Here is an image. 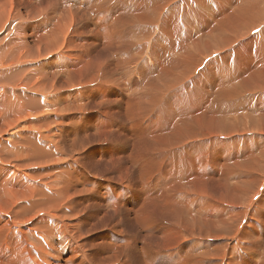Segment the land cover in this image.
Instances as JSON below:
<instances>
[{
    "label": "bare ground",
    "instance_id": "obj_1",
    "mask_svg": "<svg viewBox=\"0 0 264 264\" xmlns=\"http://www.w3.org/2000/svg\"><path fill=\"white\" fill-rule=\"evenodd\" d=\"M3 1H5V0H0V35L2 34L1 44H0V119H1L0 131L3 133L4 136L0 138V180L2 179V175L4 176V174L8 175L9 173L10 174L15 173V175L13 174L14 176L19 175L15 170L13 172L12 168L9 166L10 164H8L9 160H14L13 157L15 158V160H14V163H12V165L16 164L15 161L18 160V158L23 159V160L18 161V162L20 163V166H22V167L27 166L28 169L30 168L28 171L26 170V173H24V174H26V177L32 176L33 178H37V179H35L34 182H32L29 180L30 178L32 179V177H29V178H27L28 184L26 182L24 184V181L26 178H23L24 181L22 180L23 181L22 184L24 185V189L27 190L28 195H27V199L26 198L23 199L25 201L23 202L22 207H21V205L20 206H18V205L14 206L13 204H15L17 201L14 200V201H16L15 203H10V199H9L8 204H5L4 206H0V228L7 227V228H3V230L7 231L8 227H13V228L20 227L22 233H23L22 229L26 230V232H24V233H26V235L24 234L25 238L27 239V241L31 245H34V247L35 246L38 247V250H39L38 253L33 252V254L37 253V255L35 254L37 257L35 256L36 261L32 262V263H31L32 258L30 259V256H31L30 254H32L30 252H32L31 251L32 248L27 247V249H24L25 252L23 250L24 256H25L26 250L30 251V252L27 251V253H29V255H30L29 256L27 254L28 255L27 257H29V259H30L29 263H31V264H33V263L34 264H45V262H43V261H45V259H50L49 261L54 260V259H52V255L47 253V251H46V253H44L42 251L43 250L42 249L43 243L41 242V236H39V235L40 234H42L44 236L46 235L45 238L46 237L49 238L50 236L52 237V235L54 234L55 227H57L58 232H61V231L64 232V229L67 226V224L65 223L67 221L64 222L62 219V216H61V214H65V213H63L62 211H59V209L56 207H53L52 209L49 208V205L51 204L53 198H54V200H56L57 191L61 190V187L59 186L60 179L62 178L60 173L64 172V169H65L64 167H60V166H49L48 165V162L56 161L57 156L59 159H62V155L60 154L59 146L56 145L54 147H51V145H50V142H51L50 138H51V136H54V135H51V133H50L52 131L50 128L54 125L53 124L54 122L51 120L50 115L53 112L52 110L58 111L61 109V111L63 112V110H62L63 107H61V105L63 104L65 106V104H68L71 102V100H70V102L69 101H65L64 103L61 102L62 104L60 105L59 104L60 102H56L57 96H59V98H60L61 96H65V92H66V94H71L72 92H74V94H72V97H70V98L74 99L76 97V93H78L76 91V88H78L80 84H84V83L86 84V82L87 83L88 82H93V83L98 82L97 85L99 87H101L102 85L99 83V81H101L102 78H104V77H106L105 80H103L104 83L105 82L109 83V81H110L109 85H112V86H113V84L116 83V81L120 82L121 81L120 78L117 79V77H115V75H111L109 72H106L103 70H102V75H101V72L99 70H97L96 76L92 75V73H90V74L83 73V72H87L92 67V65L95 66L96 64H103L107 58L112 59V58H110L111 56L115 59L113 61V65L115 66L114 68L116 70H118V69L121 70V72H123L125 77L131 76L132 79L135 78L133 83L129 80L131 82V84H135L136 82H138V80H141V78L144 76V74L150 77V79L148 80V83H145L146 85H144V88H142L140 91V92L146 93V94L143 93L144 96L142 95L143 101H144L145 97H148L151 94H153V96L152 95L151 96H152V98H154L155 95L162 94V93H164V91H166L165 94L173 97L174 101L179 100L177 102L178 104L181 103L180 107L178 105L179 110L182 109V106H184L188 103L185 99L183 101L181 99H179V97L183 93V90L186 89L188 92L197 93V96H200L199 98H201L202 102L205 98L206 99L209 98L206 96V93H208L210 91L212 92V90H213L211 96H213V94L221 95L224 97V99H227V101L230 102V104L232 103L231 106L229 107L230 109L235 107L236 110H233V112H232V115L235 117L232 118V120L236 121V120H238L239 113L242 112V110L239 109V107H238V105H241V104H239L240 100L238 101L239 102L238 103L236 101V98H238L239 94L242 93V90L247 89L250 92V91L255 90V89H258V90L261 89L262 94H260V95H262V96H260V97L255 96L256 98L253 101V104L255 105V107H257V109H256L257 111L252 110L250 113H248V112L243 113L240 116L242 119L241 122H243V123H241V125H243L242 128L241 129H232L234 127L233 126L231 128V130L229 131V133L236 131L237 133H241L242 135H243V132L250 131V132H253L254 135L252 136V134H248L247 136H245L249 140L250 139L253 140V141L252 140L248 141L246 139L248 142H252V145H251V143H248L247 141H245L242 148H244L246 145L248 146V148L246 146V149L242 150V154H239L240 152L235 153V155H234L235 157H234L231 165H227L228 163L223 165L221 163V165H223V169L221 170V174L222 173H224V175L226 174V177L224 180L220 179L221 181L220 182L218 181L220 184V188L222 186L226 188V186L228 184L237 183V178H236L237 176H235L234 172L238 170L239 165L246 166L242 163L248 161L247 160L249 158L248 156H250V158L253 157V159L256 158L253 163H255L257 166H258V163L262 161L261 159L264 158V55L262 53V48L264 47V41L259 42L257 40V36H259L260 32L264 35V0H88L87 3L85 4V6H83L81 3H80L81 5L80 4L77 5L78 1H80V0L76 1L77 3L75 2V0H70V1L68 0L69 1L68 5H65V0H59L61 3L63 2L62 3L63 5L57 4V1H55V0H47L46 5L44 4L45 6L41 7L42 5H40V8L36 9V11H37L36 17L31 16V15L25 16V14L23 16H21V14L18 13L17 11L15 12V13H17L15 15H11V13H5L2 9V7H3L2 3H4ZM17 1H19V0H17ZM25 3H27V1ZM19 4L21 5V3H19ZM27 4H29V2ZM55 4L58 6L55 9H53ZM29 6H32V5L29 4ZM17 7H16V10H17ZM24 7H26V5ZM82 7L83 8L86 7L85 8L86 11H88V12L91 11L92 14L94 13L93 16H94L95 24L98 25V27L100 28V30H99V28L96 26L98 28V31L96 34H94L93 38L90 37L91 35L90 36L86 35L85 30L82 31V29H84V28H78V26L72 27V24L75 23L74 21L78 20L75 17H77V15H79V14L80 15L83 14L81 12V10L78 11V9H81ZM9 8H10V6H9ZM27 10H28V8H27ZM8 11H10V10L8 9ZM13 12L14 11L12 9V14H13ZM83 16H84L83 18L86 21H88L86 19L87 15L83 14ZM17 19L19 21L16 22ZM78 22H80V21L76 22L77 25L79 24ZM90 22L93 23L92 21H90ZM85 24L87 25V23H85ZM26 27L30 28V32H26V30H27ZM88 28H89V25H88ZM91 28L92 27H90V29ZM90 39H91V42L88 43V41ZM101 41H104L103 44L101 43ZM253 45H254V50L256 51V59L253 58L252 53H251V50L253 49V47H252ZM99 50H101V51H99ZM91 51H93L94 55H92V53L90 54ZM103 51L106 54L103 56H99V54ZM86 57H88V58L93 57V58L90 61H86L85 60ZM19 64H21V65H19ZM100 67H101V65H100ZM200 68H204L202 70V75H204V77H203L204 79L208 78L209 84L204 85V88H202V89H200L201 87L199 88V87L193 85L196 88L194 90V89H192L194 87L190 85L191 83H190V81H188V79L192 75L197 73ZM109 69H113V68L110 67ZM93 73H94V71H93ZM115 73H113V74H115ZM101 76H103V77H101ZM147 76H145V77L147 78ZM95 77H97V78H95ZM198 77L201 79L202 76L199 75ZM125 82H126V80H125ZM195 82H196V78H194L193 83H195ZM126 84H129V82H127ZM138 84H139V82H138ZM109 85H105L102 87L105 88ZM197 88H199V90ZM91 89H93V88H91ZM94 89H95V87H94ZM125 89H126V87H125ZM138 92L139 91H137V89H136L135 91L132 92V94L138 93ZM211 92H210V94H211ZM79 93H80V91H79ZM193 93H187V94L189 95V97H192L191 94H193ZM187 94H186V96H187ZM100 95L102 96V94H100ZM145 95H148V96H145ZM163 95H161V98H163L162 97ZM183 95H185V93ZM97 96H99V95L97 94ZM101 96H100V98H102ZM208 96H210V95H208ZM67 97H68V95H67ZM137 97H139V94L137 95ZM149 97H148V100H146L147 103H149L148 102ZM158 97H160V96L155 97V98H157L156 100H158ZM202 97H204V98H202ZM139 98H138V100H140ZM177 98H178V100H177ZM134 100H135V98H134ZM138 100H137V102H138ZM159 100H162V99H159ZM164 100H166V99H164ZM190 100H191V98H190ZM194 100L196 101L197 99H194ZM248 100H249V98H248ZM143 101L141 100V103H143V105H145ZM205 101H208V100H205ZM205 101L203 103H205ZM155 102L156 101H154V103ZM241 102H244V98H243V101H241ZM83 103L81 102L78 106L73 108V109L78 108L74 111L77 113H80L82 110L81 107L85 106V105H83ZM152 103H153V100L150 102V105ZM247 103H248V101H247ZM86 104H88V103H86ZM126 105H127V103H126ZM133 105H135L136 108L135 107L134 108L136 110L138 108L137 112L141 111V110H139V107H137L138 103H136V100L134 101ZM148 105L149 104H147L146 106H148ZM189 105L190 104H188L187 107L186 106L185 107L190 108L191 106H189ZM207 105H205V106H207ZM189 108H188V110H189ZM195 108L193 107V109H195ZM221 108L222 107H220V109ZM240 108H241V106H240ZM65 109H66V107H65ZM70 109H72V108H70ZM86 109H87V107H86ZM147 110H149V109H147ZM175 110L176 109H174V111ZM188 110H187V112H188ZM190 110H189V112H190ZM83 111H84V109H83ZM124 111H125V109H124ZM191 111H193V110H191ZM204 111H206L205 108H204ZM181 112H182V115L185 116L183 114L184 111H180V114H181ZM220 112H222V110H220ZM223 112H225V111H223ZM253 112L255 114H252ZM55 113L58 114V112H55ZM64 113L65 112H63V114ZM141 113H143V112H141ZM130 114H131V112H130ZM196 114H195V116L198 115V114L197 115ZM221 114H223V113H221ZM107 115H108V113H107ZM215 115L218 116L217 113ZM224 115H225V113H224ZM64 116H66V115H64ZM132 116H133V114H132ZM144 116H146V115H144ZM186 116H188V115L186 114ZM195 116H194V118H195ZM243 116H245V117H243ZM136 117L138 118L137 115H136ZM66 118H68V117H66ZM80 118H81V116H80ZM197 118H199V116ZM111 119H113V118H111ZM133 119H132V121H133ZM198 120H200V119H198ZM198 120H197V122H198ZM72 121H74V120H72ZM50 122H53L52 126H50V124H51ZM56 122L58 123L59 121H56ZM128 122H130V121H128ZM171 122H172V120H171ZM192 123H193V119L184 121V124H186L188 126H190ZM210 124H212V123H210ZM244 124L246 125L247 128L245 127ZM58 125L60 126V123ZM77 125H79V123ZM59 126H58V128H59ZM81 126H82V124H81ZM56 127H54V128H56ZM61 127H63V126L61 125ZM135 127H136V125H135ZM174 128H176V127H174ZM96 129H98V128H96ZM120 129H121V126H120ZM122 129H123V127H122ZM177 129H178V127H177ZM199 129H200V131H203L202 133L199 132V135H198L199 139H202L204 137L217 135V134L213 133V131H211L208 126H205L204 129L203 128H199ZM59 130H60V128H59ZM83 130H84V127H83ZM187 130H189V129H187ZM223 130H225V129H223ZM226 130H227V128H226ZM80 131H81V129H80ZM174 131H176L180 135L179 140L191 141L192 138L195 139V137H196V135H192V133H189L188 131L182 132L179 129L178 130L175 129ZM129 132H130V129H129ZM158 132L160 133V131H158ZM52 133H54V132H52ZM156 133L157 132H155V134ZM172 133H173V135H175V133L173 131H172ZM144 134H142V136ZM126 135H128V134H126ZM157 135H156V137L154 136L155 141L162 134L158 135V137H157ZM173 135H172V137H173ZM84 136H83V138H84ZM120 136H121V134H120ZM134 136H135V134H134ZM7 137L10 138L9 140H7V141L11 140L10 143H6ZM116 137L117 136L115 135L114 139ZM138 137L137 138L139 140L142 139L141 141H143V142L146 141L145 140L146 135H144V138L143 137L140 138V135ZM234 137H235V135H234ZM57 138H58V136H57ZM118 138L119 137H117L116 139H118ZM122 138H123V136H122ZM122 138H121V140L124 141V138L123 139ZM174 138H175V136L173 137L172 140H175ZM103 139H105V138H103ZM158 139L161 140V138H158ZM167 139H164V141H166V142L168 141L169 144H171L170 142L173 143V141H169ZM176 139H177V137H176ZM111 140H113V138H111ZM130 140L133 141L134 139H130ZM137 140H134V141L138 142L139 140L138 141ZM141 141H139V142H141ZM161 141H163V140H161ZM113 142H114V140H113ZM156 142H159V141H156ZM174 142L176 143V141H174ZM203 142H205V141H203ZM117 143H118V141H117ZM122 143H121V145H122ZM138 143H137V146H134L136 144V143H134L133 147L139 148ZM177 143H179V142H177ZM139 145H141V144H139ZM172 145H174V144H172ZM172 145H170V147ZM221 145H223V144H221ZM228 145H230V144H228ZM143 146H144V143H143ZM149 146L152 147V144H150ZM210 146H211V144H210ZM140 147L144 150V147H142V146H140ZM135 148H134V150H135ZM141 148H139L140 151L142 150ZM215 148L217 149L218 147H215ZM215 148H213V149H215ZM219 148H221V147H219ZM152 149H154V147ZM157 149H159V144H158ZM236 149H238V148H236ZM137 150L138 149H136L135 151H137ZM143 150H142V152L145 151V150L144 151ZM248 150L250 152L249 153L246 152V154H245L244 152L248 151ZM135 151H133V153ZM127 153H128V151H127ZM137 153H139V151H137ZM137 153H134L135 156L139 155ZM130 154H132V152H130ZM148 154H149V152H148ZM226 155H228V154H226ZM142 156H144L146 158L145 161L147 160V158L150 157L149 155H148L149 156L148 157L144 154ZM153 156L150 157L151 163L153 160L152 159ZM130 157L132 158L133 155H130ZM138 157H139V159L133 158V160L135 159V161L136 160L141 161V159L143 158L142 162H144L143 161L144 157L140 158V155ZM150 159H148L146 161V163L148 161L150 162ZM24 160L28 163L22 165L21 162L23 163ZM18 162L16 164V166L18 165L17 168L22 169V167L19 166ZM137 162L138 161H136V163ZM140 164H141V162H140ZM140 164H138V165H140ZM207 164H209V163H207ZM218 164H220V162ZM82 165H83V163H82ZM138 165H137V167H138ZM262 166H264V164H262ZM144 167H141L142 170H145V169H143ZM146 167H148V166L146 165ZM150 167L152 168V166H150ZM112 168H113V166H112ZM263 169H264V167H263ZM18 170L19 169H17V171ZM120 170H121V168H120ZM139 170H141V169H139ZM139 170H138L139 174L140 175L143 174ZM152 170L154 171V169H152ZM251 170L252 169H247L246 171L244 170L245 176H243V177L241 176V181L242 180L244 181L245 178L246 179L248 178V175L251 172ZM19 171H21V170H19ZM146 171H148V169ZM146 171H145V173H146ZM149 172H150V168H149ZM129 173H130V171H129ZM192 173H193V171H192ZM256 173H258V174L262 173V168L257 170ZM24 174H23V172H21V175H24ZM117 174L119 175V173H117ZM148 175H149V173H148ZM198 175L202 176V177L204 176V174H199V173H198ZM215 176H218V175H215ZM18 177H17V179H18ZM41 177H43V178H41ZM143 177H145V176H143ZM42 179L44 181H42ZM120 179H123V178H120ZM142 180H143V178H142ZM144 182H145V180H144ZM196 182H198V181H196ZM238 182H240L239 179H238ZM11 183H12V181H11ZM100 183H102V182H100ZM215 183H217V182H215ZM261 183H264V175L262 176ZM1 184L4 185L3 182ZM219 184H218V186H219ZM249 184H251V185L246 191L244 189L240 188V185L239 186L237 185L238 189L233 188V191L235 192V196H233V197H228V196L224 197L221 193H218V195L215 194L216 195V197H215V196H213L214 192H212V193L207 192L208 198L204 194L202 195L205 197V199L207 198V199L213 201L211 206L208 209L206 207L207 210L203 213L204 214L209 213V215H212L215 212H219L217 215V217L219 218L217 226H223L224 225V217H222L220 215L221 212H223V211H227L226 215L232 213L234 218H236V219L239 218V227L234 231V233H233L234 239H232L235 241L238 250H239L240 246L243 247V249H244V244L241 241L243 239H245L247 236V233L244 230V228L246 226H249L250 221L253 220V219H250V214L253 213L252 209H254L255 207L260 208L263 206L262 204L264 203V199H263L264 197L260 193L261 192L260 178L253 180ZM5 185H8V184L5 183ZM11 185H13V183ZM14 186H15V184H14ZM14 186H13V188H14ZM17 186H15L16 189H17ZM235 186L236 185H234V187ZM9 187L11 188V186H9ZM93 187H94V185H93ZM197 187L198 186L195 185L192 189L195 190ZM214 187H215V185H214ZM20 188H22V187H20ZM32 188H36L38 191H41V190L46 191L48 193L49 197L46 195L40 196V195H36V194L32 193L31 192ZM29 189L31 191H29ZM90 189H92V188H90ZM187 189H186V191H187ZM214 189L216 190V188H214ZM214 189H212V190H214ZM12 190L15 194L16 191L14 189H12ZM12 190H11V193L13 194ZM203 190H206V188L203 187L202 191ZM21 191L22 190H20V193H21ZM23 192H25V191H22V194L24 196V194H26V192L25 193H23ZM2 193H1V195H3ZM20 193L18 192V194H20ZM73 194H76V193H73ZM9 195H10V193H9ZM224 195H227V194H224ZM45 196H46V198H42ZM154 196H155V198H154L155 200L158 199V197L156 198V195H154ZM197 196H199V195H197ZM202 196H199V198ZM1 198H3V196ZM17 198H19V197H17ZM169 198H170V196H169ZM3 199L2 200L0 199L1 200L0 202H2ZM131 199H133V198H131ZM151 199L154 200L153 198H151ZM171 199H173V197L170 198V200ZM17 200H19V201L21 200L20 202L22 203V199H17ZM214 203H215L214 206H216V209L213 206ZM71 204L73 205V203H71ZM238 206H241L240 207L241 209L238 208ZM65 207H66L65 210L70 208V206H68V205H66ZM169 208H170V212L172 214L176 215L178 217V219H176L174 217L172 220H169V222L165 221L166 223H169V226L166 230H163L164 231L163 233H156L152 227V230H150L149 235H148V237H154V236L157 237L159 235L162 236V238L165 242V245H163L162 248L167 249V250L171 247L177 246L183 240L191 239L193 236H199L197 233H194L193 230L200 229L199 223H197V222L194 223L195 221H193V220H192L193 222H188L186 220V224L183 226H180V222L185 221V218L183 217V213H184L183 210H181L176 205L173 206L172 208L169 206ZM248 208H249V210H248ZM125 209H124V211H125ZM137 210H139V209H137ZM145 210H146V213H151V218H147L146 224H145L149 229H150L149 226H152L151 222H153V224H154L155 221H157V219L159 221H161V220L163 221L162 218H165V217L161 216L163 214H161L162 209H160V207H159V209L156 210V207H154V206H147V207H144V211ZM209 210H210V212H208ZM60 212H62V213H60ZM191 214H192V212L190 213V215ZM223 214H225V212ZM65 215H66V220H67V216L70 218V220L74 216L73 214H65ZM198 215H199V213H198ZM141 216H143V215L141 214ZM126 219H128V218H126ZM229 220L230 219L228 218L227 221H229ZM178 221H180V222H178ZM129 222H127V223H129ZM202 222L205 225L209 221L204 219ZM1 223L3 224L2 227H1ZM144 223L145 222H142V224H144ZM140 224H141V222H140ZM170 224L172 226H170ZM24 225H26L25 226L26 228H24ZM158 225H159V223H158ZM34 226H36L38 228L37 232L35 231V228L33 229ZM47 227H49V228L52 227V229L47 230ZM69 227H70V225L68 224V228ZM130 227H131V225H130ZM16 228H15V230H16ZM40 228H41V230H40ZM143 228H144V225H143ZM161 229H162V227H161ZM161 229L159 228V230H161ZM253 229H254V227H253ZM16 232H18V231H16ZM256 233L257 232L255 231L254 234H256ZM5 234L9 235V233H5ZM79 234H82V233H79ZM79 234L78 233L75 234L73 231L70 230V232H68V235H66L67 238L65 239V241H67L68 239L69 240H75V241H76V239L79 240V238H81V236L83 235V234L80 235V237L78 238ZM8 235H7V239L10 237V236L8 237ZM61 235H63V234H61ZM76 235H77V238H76ZM54 237H56V236H54ZM218 237H221V236H218ZM19 238H21L20 235H19ZM158 238L161 239V237H158ZM7 239L6 240L3 239V241H0V253H1V251H3L5 249V248H1V246L6 245L7 242L10 241V239L8 241H7ZM84 240H83V243H84ZM213 240H216V239L214 238ZM229 240H231V239H228V241L225 244L223 243L224 245L219 244L220 246H217V247H220V248H218V252H219L220 256H222V258H218L217 255H204L205 253H207L206 250L198 252L196 249L199 248L200 246L197 247V245L193 244V243H192L193 244L192 247H187L185 253L183 252L184 254H182V255L179 254V250H181L183 248L181 246L179 248V250L177 252H175L173 255L175 257L179 255L178 259L176 260L177 264H199L196 261L194 263V261L192 259H190L191 256L192 257L198 256L199 253L204 255V257L208 258V260L210 261L209 264H214L216 262H219L220 264H226V262L224 260H225V257H227V255L229 253L228 251L230 249H232L235 252V256L238 253V252L236 253L237 249L231 245ZM42 241H43V239H42ZM46 241H48V239H46ZM222 241L225 242L224 240H222ZM51 242H53V240H51ZM138 242H139V240H138ZM9 246H8V249H9ZM134 246H135V243H134ZM161 246H162V244H161ZM238 246H239V248H238ZM10 247L13 248L14 246H10ZM15 247H17V246H15ZM81 247H82V251L77 252V251L71 250L69 257H67L68 259L65 260V262L71 263L75 259L76 254L81 256L78 253L82 252L81 254L83 255L85 253V248L83 246H81ZM6 249H7V247H6ZM112 249H113V247H112ZM44 250H47V249H44ZM113 250H117L119 253H113L114 254V256H113V255H111V253H112L111 252L110 253L111 259L118 258L119 254H121V252L124 251L121 248L120 243H116ZM214 250H215V248H214ZM19 251H21V250H19ZM33 251H34V249H33ZM5 252L6 251H4V253ZM8 252H10V251H8ZM106 252H107V250H106ZM33 254L31 257L34 256ZM191 254H193V255H191ZM21 256H23V255H21ZM24 256H23L22 260L25 259ZM27 257H26V259H27ZM259 257H260L261 262H264V252ZM0 258L2 259V256ZM16 258H19L18 255L16 256ZM16 258H15V260H16ZM78 259H79V257H78ZM22 260H20V263ZM84 260H85V258H84ZM25 261L27 264L28 261L24 260V263H25ZM55 261H57V263H58V261H61V257H59V259H57L56 255H55ZM79 262L81 263V261H79ZM150 262H153V261L152 260L149 261L147 259V263L151 264Z\"/></svg>",
    "mask_w": 264,
    "mask_h": 264
},
{
    "label": "rangeland",
    "instance_id": "obj_2",
    "mask_svg": "<svg viewBox=\"0 0 264 264\" xmlns=\"http://www.w3.org/2000/svg\"><path fill=\"white\" fill-rule=\"evenodd\" d=\"M26 1H27V3L29 2V4H31L32 6H29V4L25 3ZM55 1H57V4H59V5H61L63 3V2L61 3L59 0H55ZM69 1L65 0V5H68ZM76 1H78V0H75V2ZM87 1L88 0H80V1H78V3L77 2L76 3H77V5L81 3L83 6H85ZM3 2L4 3H2V4H3L4 8L2 7V9L5 13H11V15H15V14H17V13H15L17 11L18 13L21 14V16H23L25 14V16L31 15V16L36 17L37 16L36 9L40 8V5H42L41 7L45 6L47 3V0H21V1L20 0L19 1H17V0H11V1L5 0ZM19 3H21L22 6ZM25 5H26V7H24ZM9 6H10V8H9ZM57 6L58 5L55 4L53 9H55ZM16 7H17V10H16ZM27 8H28V10H27ZM85 8L82 7L81 9H78V11L81 10V12L83 14H86L88 17V18L86 17V19L89 22L83 18L84 17L83 14H81V15L79 14V15H77V17H75L78 19L77 21H80V22H78L79 24L77 25L76 24L77 21H74L75 23L72 24V27L78 26V28H84V29H82V31L85 30V32H86L85 34L89 35V36L91 35L90 37L93 38L94 34L97 33L99 27H98V25L95 24V20H94V16H93L94 13L92 14L91 11H89V12L86 11ZM8 9L10 11H8ZM12 9L14 11L13 14H12ZM17 21H19V20L17 19L16 22ZM90 21H92L93 23H91ZM85 23H87V25ZM88 25H89V28H88ZM90 27H92V28L90 29ZM26 29H27L26 32H30L29 27H26ZM99 30H100V28H99ZM1 37H2V34L0 35V44H1ZM257 40L259 42L264 41V35L261 32L259 33V36H257ZM90 42H91V39L88 41V43H90ZM103 42L104 41H101L102 44H103ZM252 47H253V49L251 50V53H252L253 58L256 59V51L254 50V45ZM99 51H101V50H99ZM91 53H92V55H94L93 51H91L90 54ZM262 53L264 55V47L262 48ZM105 54L106 53L103 51L99 54V56H103ZM92 58L93 57H91V58L86 57L85 60L90 61ZM110 58H112V59L107 58L103 64H96L95 66L92 65V67L87 72H83V73H87V74L92 73V75L96 76L97 70H99L101 72V75H102V70H103V71L109 72L111 75H115V77H117V79L120 78V80L122 82L116 81V83L113 84V86H112V85H109L110 81H109V83L108 82H105L106 84L104 83L103 80H105V78H106V77H104V78H102L101 81H99V83L102 86L109 85L105 88H103L102 86L99 87L97 85L98 82L97 83H93V82L87 83L86 82V84L85 83L80 84L79 87L76 88V91L78 93L80 91L81 94L76 93V97L74 99L70 98V97H72V94H74V92H72L71 94H66V92H65V96H61L60 98H59V96H57L56 102H60L59 103L60 105L62 103H64L65 101L70 102V100H71V102L68 104H65V106L63 104L61 105V107H63L62 108L63 112H65L64 114L61 111V109L58 111L52 110L53 112L50 110L52 112L50 117H51V120L54 122V123L50 122L51 123L50 126H52L54 124L50 128L52 130L50 132L51 135H54V136H51V138H50V141H51L50 145H51V147H54L56 145L59 146L60 154L62 155V159H59L57 156V160L48 162V165L49 166H60V167H64L65 169H64V172L60 173V175L62 177L60 179V183H59L61 190L57 191L56 200H54V198H53L51 204L49 205V208L52 209L53 207H56L59 209V211H62L65 214H73L74 216L71 220L67 216V220H66V215L61 214L63 221L64 222L67 221V222H65L67 224V226L65 227L64 232L63 231L58 232L57 227H55L54 234L52 235L53 238L51 236L49 238H47V237L45 238L46 235L45 236L42 234L39 235V236H41V242L43 243V248H42L43 250L42 251L44 253H46V251H47V253L52 255V259H54L51 261H49L50 259H45V261H43V262H45V264H48L49 262H50L49 264H104V263L105 264H107V263L108 264H146L147 259H148L149 261H151V260L153 261V262H150L151 264L152 263L153 264H161V263L162 264H170V263L171 264H177L176 260L178 259L179 255L175 257L173 254L175 252H177L181 246L183 248L181 250H179L180 255L185 253L187 247H192L193 244H196L197 247L200 246L199 248L196 249L198 252L206 250L207 253H205L204 255H217L218 258H222V256H220V254L218 252V248H220V247H217V246H220L223 243L225 244L228 241V239H231V240H229L231 245L237 249L236 243L232 239H234L233 238L234 231L239 227V218H237V219L234 218L232 213L228 214L229 215L228 216V215H226L227 211H223V212H221L220 215L222 217H224V225L223 226H217L218 219H219L217 217V215L219 212H215L214 213L215 215L214 214L209 215V213L204 214L203 212H205L211 206V204L213 202V201L207 199L208 198L207 192H211V193L214 192L213 196H215V197H216V195H218V193H221L224 197H227V196L233 197V196H235V192L233 191V188L238 189V186L240 185V188H242L246 191L251 185L249 183L252 182L253 180L257 179V178H260V186H261V192L260 193L264 197V183H261L262 176L264 175V169H263L264 166H262V164H264V158L261 159L262 161L259 162L258 166H257L255 163H253L256 158L253 159V157L250 158V156H248L249 158L247 159L248 161H246L247 163L246 162L242 163L246 166L239 165L238 170L234 172L235 176H237L236 177L237 183L228 184L226 186V188L223 186L220 188V184H219V182L222 179L224 180L226 177V174L225 175H224V173L221 174V170L223 169V165L226 163H228L227 165H231L232 161L235 157L234 156L235 153L240 152L239 154H242V150L246 149L247 145L244 148H242V146L244 145V142L247 140L248 141L252 140V139L249 140L245 136H247L248 134H252V136L254 135L253 132H250V131H246V132L242 131L243 135L241 133H237L236 131L231 132V133H229V131L231 130V128L233 126L234 127L232 129H241L242 128L243 125H241V123H243V122H241L242 119L240 116L243 113H246V112L250 113L252 110L257 111L256 110L257 107H255V105L253 104V101L256 97L262 96V95H260V94H262V90L261 89H259V90L255 89V90H252L250 92L247 89L242 90V93L239 94L238 98H236L237 102L240 100L239 101L240 103L239 102L238 103L241 105H238V107H239V109L242 110V112L239 113V115H238V120H236V121L232 120V118L235 117L232 115L233 110H236L235 107L230 109L229 107L231 106L232 103L230 104V102H228L227 99H224V97L221 95L213 94V96H211L213 90H212V92L210 91L211 94H210V92H208L209 94L206 93V96L209 98H207V99L205 98L204 100L202 99L203 102L205 100H208V101H205L206 104L201 101V98H199L200 96H197V93L188 92L186 89L183 90V93L179 97V99H181L182 101L185 99L188 103L186 105L182 106L183 110L182 109L179 110L181 103H179V104L177 103L179 101L178 98H177L178 101H174L173 97L165 94L166 91H164V93H162V94L155 95L154 98H152L153 94H151L152 96L149 95L150 97L148 95H145V96L149 97V101H148L149 103H147V101H146V100H148V97H145L144 101H143L142 95L144 96V94H146V93L140 92V91L142 88H144V85H146L145 83H148V80L150 79V77L144 74V76L141 78V80H138L139 84H138V82H136L135 84H131V82L133 83L135 78L132 79L131 76L125 77L123 72H121V70H119V69L116 70L114 68L115 66L113 65V61L115 59L112 56ZM19 65H21V64H19ZM100 65H101V67H100ZM108 67L109 68L111 67L113 69H109ZM203 69L204 68H200L197 73H195L194 75H192L188 79V81H190V83H191L190 84L191 86L194 85V86H197L199 88L201 87L200 89H202V88H204V85L209 84L208 78L207 79L203 78L204 77V75H202ZM93 71H94V73H93ZM111 71L113 73H115V72L116 73L113 74ZM199 75L202 76L201 79L198 77ZM145 76H147V78ZM101 77H103V76H101ZM95 78H97V77H95ZM194 78H196L195 83H193ZM125 80H126V82H125ZM127 82H129V84H126ZM124 86L126 87V89ZM94 87L96 90L94 89ZM91 88H93V89H91ZM199 88H197V89L199 90ZM136 89L139 92L132 94V92L135 91ZM192 89L195 90L196 88L194 87ZM99 93L102 94V96ZM184 93H185V95H183ZM187 93H193V94H191L192 97H189V95ZM97 94L99 96H97ZM138 94H139L140 98L137 97ZM186 94H187V96H186ZM207 94L210 96H208ZM67 95H68V97H67ZM161 95H163L162 96L163 98H161ZM100 96L102 98H100ZM157 96H160V97H158V100H156L157 98H155ZM134 98L136 100V103H138L137 107H139V110H141L140 112L139 111L137 112L138 108L136 110L135 105H133V103L135 101ZM138 98L140 100H138ZM190 98H191V100H190ZM202 98H204V97H202ZM243 98H244V102H241V101H243ZM248 98H249V100H248ZM159 99H162V100H159ZM164 99H166V100H164ZM194 99H197V100L195 101ZM137 100H138V102H137ZM141 100L144 102L145 105H143V103H141ZM150 100L151 101L153 100V103L151 105H150V102H151ZM154 101H156L155 102L156 104L154 103ZM247 101H248V103H247ZM81 102L82 103L84 102L83 105H85V106L81 107L82 110L80 113H77L74 110H76L78 108H76V109H73V108L78 106ZM86 103H88V104L90 103V104L88 105ZM126 103H127V105H126ZM147 104H149V105L146 106ZM188 104H190L189 106L192 107V108L188 107L189 110L191 109L194 112L191 110H190L191 113L189 112L188 108H186ZM204 104L205 105L208 104V105L205 106ZM178 105H179V107H178ZM240 106H241V108H240ZM65 107H66V109H65ZM86 107L88 110L86 109ZM193 107L194 108L196 107V108L193 109ZM220 107H222V108L220 109ZM70 108H72V109H70ZM204 108L206 109V111H204ZM83 109H84V111H83ZM124 109H125V111H124ZM147 109H149V110H147ZM174 109H176V110L174 111ZM219 109L222 110V112H220ZM187 110H188V112H187ZM105 111L108 113V115ZM180 111H184L183 114L185 116L182 115V112L180 114ZM223 111H225V112H223ZM55 112H58V114ZM130 112H131V114H130ZM141 112H143V113H141ZM216 113L218 114V116L215 115ZM221 113H223V114H221ZM224 113H225V115H224ZM132 114H133V116H132ZM143 114L146 116H144ZM186 114L188 116H186ZM195 114L197 116H195ZM252 114H255V113L253 112ZM64 115H66V116H64ZM136 115L138 116V118L136 117ZM80 116L83 120L80 118ZM194 116L196 119L194 118ZM198 116H199V118H197ZM66 117H68V118H66ZM110 117L113 119H111ZM243 117H245V116H243ZM131 118L132 119L134 118L133 119L134 122L132 121ZM190 119H193V123L190 126L184 124L185 120H190ZM198 119H200V120H198ZM72 120H74V121H72ZM171 120H172V122H171ZM197 120H198V122H197ZM56 121H59V122L57 123ZM128 121H130V122H128ZM0 122H1V119H0ZM59 123H60V126L58 125ZM78 123L80 126L77 125ZM80 123L82 124V126ZM210 123H212V124H210ZM61 125L63 127H61ZM135 125H136V127H135ZM58 126H59L60 130H59ZM120 126H121V129H120ZM205 126H208L210 128V130L213 131V133L217 134V135H215L216 137L215 136H209V137H204L205 139L204 138L199 139V136H198L199 132H201V133L203 132V131H200L199 128L204 129ZM54 127H56V128H54ZM83 127H84V130H83ZM122 127H123V129H122ZM174 127H176V128H174ZM177 127L182 132L188 131L189 133H192V135H196L195 139L192 138L191 141L179 140L180 135L176 131H174L175 129L178 130ZM245 127H246V125H245ZM96 128H98V129H96ZM226 128H227V130H226ZM80 129H81V131H80ZM129 129H130L131 133L129 132ZM187 129H189L190 131ZM223 129H225V130H223ZM158 131H160V133ZM172 131L175 133V135H173ZM52 132H54V133H52ZM155 132H157V133L155 134ZM0 134H1L0 138L4 136L1 131H0ZM120 134H121V136H120ZM126 134H128V135H126ZM134 134H135V136H134ZM142 134L146 135V139H145L146 141H144V142L141 141L142 139L141 140L138 139L139 135H140V138H142V137L144 138V135L142 136ZM157 134L158 135L162 134L161 135L162 137L161 136L158 137ZM115 135L117 137H119L118 138L119 140L116 139L117 137L115 138L118 141V143L114 139ZM156 135L158 138H161V140H163V141H164V139L168 138L167 140L173 141V143L170 142L171 144H169L168 141L163 142V141L159 140L158 138L156 139V141H159V142H156L154 139L156 137ZM172 135H173V137L175 136V138H174L175 140H172L173 139ZM234 135H235V137H234ZM57 136H58V138H57ZM83 136H84V138H83ZM122 136L124 138V141L121 140ZM176 137H177V139H176ZM103 138H105V139H103ZM111 138H113L114 142H113V140H111ZM136 138L141 142H139ZM9 139L10 138L7 137L6 143L11 142V140L7 141ZM130 139L137 140L139 143L134 141V140L132 141ZM174 141H176V143ZM203 141H205V142H203ZM133 142L136 144L134 145ZM177 142H179V143H177ZM121 143H122V145H121ZM137 143H138L139 148H141L140 146L144 147V150L146 152L142 148L141 149L144 152H142V150L140 151V149L137 147L136 148L133 147V145L137 146ZM143 143H144V146H143ZM248 143H251V145H252V142H248ZM139 144H141V145H139ZM150 144H152V147L149 146ZM158 144H159V149H157ZM172 144H174V145H172ZM210 144H211V146H210ZM221 144H223V145H221ZM228 144H230V145H228ZM170 145H172V146L170 147ZM214 146L218 147V148L216 149ZM153 147H154V149H152ZM219 147H221V148H219ZM134 148H135V150L138 149L137 151H139V153H137V151H135ZM213 148H215V149H213ZM236 148H238V149H236ZM247 148H248V146H247ZM127 151H128V153H127ZM133 151H135L134 153L139 154L140 158L144 157V156H142L143 154L146 156L149 155L150 157H152L154 155L152 158L154 161L152 160V163H151V159L148 156L149 158H147V160L150 159V162L149 161L147 162L148 164L146 163L147 160L145 161L146 158L144 157V160H143L144 162H142L143 158L141 159V161L136 160L139 162V163L137 162L138 164H140V162H141V164L138 165L136 163L135 159L133 160V158L139 159V157H138L139 155L136 154L137 156H135ZM130 152H132V154H130ZM148 152H149V154H148ZM246 152L249 153L250 151L248 150V151H245L244 153L246 154ZM226 154H228V155H226ZM130 155H133V157L131 158ZM13 159L15 160L14 157H13ZM14 160H9V163L8 162L7 163L10 164L9 166L12 168V171L14 172V170H15L20 176L19 175H18L19 177L17 175L14 176L15 173H12V174L9 173L8 175L4 174V176L2 175V179H1L2 181L0 180V192L1 193L3 192L2 193L3 195H1V193H0V196L1 197L3 196L4 199L0 197L1 200L3 199V201L0 202V206H4L5 204H8L9 199H10V203H15L17 201L15 204H13L14 206L15 205H18V206L21 205V207H22V204L25 201L23 199H25V198L27 199V195H28L27 193L28 192L26 189H24V185L22 183L24 181L23 178L27 179L29 177H32V176L26 177V174H24V173H26V170L28 171L30 168L28 169L27 166L26 167L20 166V163L18 161H21L23 159H19V158H18V160L15 161V163L17 164V162H18L19 166L22 167V169L17 168L18 165L17 166H16V164L15 165L13 164L14 166L12 165V163H14ZM219 162H220V164H218ZM27 163L28 162H26L25 160L23 161V163L21 162L22 165L27 164ZM82 163H83V165H82ZM207 163H209V164H207ZM221 163L223 165H221ZM137 165H138V167H137ZM146 165L148 167H146ZM149 165L152 166V168ZM112 166H113V168H112ZM141 167H144L143 169H145V170H142ZM120 168H121V170H120ZM149 168H150V172H149ZM260 168H262V173H260V174L256 173V171L259 170ZM17 169H19L21 171L18 170L19 171L18 172ZM139 169H141L142 171ZM147 169H148V171H146ZM152 169H154V171ZM247 169H252V170L249 173L248 178L247 179L245 178L244 181L243 180L241 181V176L242 177L245 176L244 172ZM138 170L143 174L140 175ZM129 171H130V173H129ZM145 171H146V173H145ZM192 171H193V173H192ZM21 172H23V174L25 176L21 175ZM117 173H119V175ZM148 173H149V175H148ZM198 173L204 174V176L203 177L199 176ZM215 175H218V176H215ZM143 176H145V177H143ZM17 177H18V179H17ZM119 177L123 178V179H120ZM41 178H43V177H41ZM142 178H143V180H142ZM26 179L24 181V184H25V182L26 183L28 182V179L27 180ZM35 179H37V178L32 177V179L30 178L29 180L34 182ZM238 179L240 180V182H238ZM10 180L12 181L13 185H11L12 183ZM144 180H145V182H144ZM42 181H44V180L42 179ZM196 181H198V182H196ZM2 182L4 183V185H5V183H7L8 185L4 186L3 184H1ZM100 182H102V183H100ZM215 182H217L219 184V186ZM14 184H15V186L18 185L17 189L15 188ZM93 185H94V187H93ZM195 185L198 187L195 190H193L192 188ZM214 185H215V187H214ZM234 185H236V186L234 187ZM9 186H11V188L16 191L15 194ZM13 186H14V188H13ZM20 187H22V188H20ZM203 187H205L207 191L206 190L202 191ZM90 188H92V189H90ZM214 188H216V190ZM186 189H187V191H186ZM212 189H214V190H212ZM11 190H12L13 194L11 193ZM20 190L25 191L26 194H24V196H23L22 191L20 193ZM31 190L29 189V191H31L32 193H34L36 195H40V196L46 195L49 197V195L46 191H43V190L38 191L36 188H32ZM18 192L20 194H18ZM25 192H23V193H25ZM9 193L11 196L9 195ZM73 193H76V194H73ZM203 194L207 197L206 199L204 196H202ZM224 194H227V195H224ZM154 195H156V198L158 197V199L155 200ZM197 195L202 196L203 198L202 197L199 198V196H197ZM46 196L42 197V198H46ZM169 196H170V198L173 197V199L170 200ZM17 197H19V198H17ZM131 198H133V199H131ZM151 198H153L155 201L152 200ZM17 199H22V203L20 202L21 200L19 201ZM14 200H16V201H14ZM71 203H73V205ZM66 205L70 206V208H68L67 210H65ZM175 205L178 206L184 212L183 217L185 218V221H183V222L178 221V222H180V226L185 225L186 220L188 222L195 221L194 223H196V222L199 223L200 229L193 230V232L197 233L199 236H193L191 239L183 240L177 246H175L176 248L171 247L167 250V249L162 248L163 245H165V242H164L162 236H160V235L157 237L154 236L155 237L154 238V237H148V235H149L150 230H152V227L156 233H163L164 232L163 230H166L169 226V223H166L167 221L169 222V220H172L174 217L176 219H178V217L176 215H174L170 212V208H169V206L172 208ZM214 205H215V203L213 204V206ZM262 205L263 206L260 208L255 207L254 209H252L253 213L250 214V219H253V220L250 221L249 226H246L244 228V230L247 233L246 238L241 241L244 244V249H243V247L240 246V248H239V246H238L239 250L237 249L236 253L237 252L238 253L236 256H235V252L232 249H230L228 251L229 253H228L227 257H225V260H224L226 262V264H243L244 262L246 264H264V262H261L260 257H259L264 252V203ZM143 206L144 207L154 206V207H156V210L159 209V207H160V209H162L161 214H163L161 216H163L165 218H162L163 221L162 220L159 221L157 219L158 222L155 221L154 224H153V222H151L152 226H149L150 227V229H149L145 224H146V219L151 218V213H146V210L144 211ZM206 207H207V209H206ZM240 207L241 206H238V208H240ZM123 208L124 209L126 208L125 211ZM214 208L216 209V206H214ZM137 209H139V210H137ZM248 210H249V208H248ZM62 212H60V213H62ZM191 212H192V214H191L192 216L190 215ZM208 212H210V210ZM224 212H225V214H223ZM198 213H199V215H198ZM141 214L143 216H141ZM126 218H128L129 220ZM228 218L230 219L229 221H227ZM204 219L209 221L205 225L202 222ZM126 221L127 222L130 221L129 222L130 224L127 223ZM140 222H141V224H142V222H145V223L141 225ZM158 223H159V225H158ZM68 224L70 225L69 228H68ZM130 225H131V227H130ZM143 225H144V228L146 227L145 229L143 228ZM2 226H3V224L1 223V227ZM25 226L26 225H24V228H26ZM160 226L162 227V229ZM170 226H172V225L170 224ZM253 227H254V229H253ZM3 228H7V227L0 228V241H3V239L4 240L7 239L8 234L6 235L5 233H9L8 237L9 236L10 237L7 239V241L9 239H10V241H8L6 245L1 246V248H5V249L3 251H1V253H0L1 254L0 257L2 256V259L0 258V264H5V263L6 264H26V261L24 263V260L28 261L27 264H31L32 262H35L36 261L35 258L37 257L36 255H37L39 250H38V247L35 246L36 247L35 248L34 245H31L27 241V239L25 238L26 233H24V232H26V230L22 229V231H23V233H22L20 227H17V228L15 227L16 230L13 227H8V230L6 229L8 231L7 232V231L3 230ZM34 228H35V231L37 232L38 228L36 226H34L33 229ZM159 228L161 230H159ZM211 228L212 229L214 228V229L212 230ZM49 229H52V227H50V228L47 227V230H49ZM40 230H41V228H40ZM70 230L73 231L75 234L82 233L83 235L82 234L78 235V238L80 237V235H82L81 238H79V240L76 239V241H75V240H69L68 239L67 241H65V239L67 238L66 235H68V232H70ZM16 231H18V232H16ZM255 231L257 232L256 234H254ZM61 234H63L64 236ZM19 235L21 238H19ZM54 236H56V237H54ZM218 236H221L222 238L218 237ZM158 237H161V239ZM76 238H77V235H76ZM214 238L216 240H213ZM42 239H43V241H42ZM46 239H48V241H46ZM51 240H53V242H51ZM83 240H84V243H83ZM138 240H139V242H138ZM222 240H224L225 242H223ZM116 243H120L121 248L123 250L125 248L126 249L124 251H122L121 254H119L118 258L111 259V257H110L111 252H112L111 255H113V256H114L113 253H119L117 250H113ZM134 243H135V246H134ZM161 244H162V246H161ZM9 245L14 246V247L12 248ZM8 246H9V249H8ZM15 246H17V247H15ZM81 246H83L85 248V253L83 254L85 257L81 254L82 253L81 252V253H78L81 256L76 254L75 259L71 263L65 262V260L68 259L67 257H69L71 250L77 251V252L82 251ZM111 246L113 247V249ZM6 247L8 250L6 249ZM27 247H29V248L31 247L32 252H30L29 250H26V253L24 256L23 250L27 249ZM214 248H215V250H214ZM18 249L21 250L22 252L19 251ZM33 249H34V251H33ZM44 249H47V250H44ZM106 250L108 253L106 252ZM4 251H6V252L4 253ZM8 251H10V252H8ZM27 251L32 253V254H33V252H37V253H35L36 255L33 254L34 256L31 257L32 254H30L31 255L30 256L29 253H27ZM24 252H25V250H24ZM27 254L30 256V259L32 258L31 263H29L30 259H29V257H27L28 256ZM17 255L19 258H16ZM21 255H23L25 259L22 260L23 256H21ZM55 255H56L57 259H59V257H61V261H58V263H57V261H55ZM191 255H193V254H191ZM204 255L199 253L198 256H193V257L191 256L190 259H192L194 261V263L196 261L199 264H209L210 261L208 260L207 257H204ZM26 257H27V259H26ZM78 257H79V259H78ZM15 258L17 261L15 260ZM84 258H85V260H84ZM20 260H22L21 263H20ZM78 260L81 261V263ZM214 264H220V263L216 262Z\"/></svg>",
    "mask_w": 264,
    "mask_h": 264
}]
</instances>
